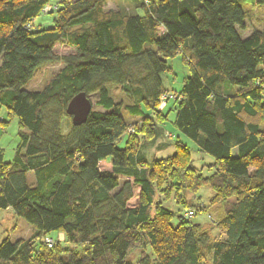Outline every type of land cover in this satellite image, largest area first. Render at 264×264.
<instances>
[{"label":"trees","instance_id":"trees-1","mask_svg":"<svg viewBox=\"0 0 264 264\" xmlns=\"http://www.w3.org/2000/svg\"><path fill=\"white\" fill-rule=\"evenodd\" d=\"M109 1L0 0V109L20 124L13 160L0 148V208L34 229L2 240L0 264H131L134 250L135 264H206L208 254L213 264H264V28L240 31L264 0ZM48 4L52 24L35 27ZM59 42L75 51L57 54ZM178 52L190 74L160 109ZM56 62L63 68L47 70L41 89L27 88ZM80 92L98 94L101 109L74 125L67 106ZM172 113L178 135L155 146ZM180 135L213 162L198 168ZM106 159L111 170L99 167ZM204 187L220 238L184 212L186 193Z\"/></svg>","mask_w":264,"mask_h":264},{"label":"rangeland","instance_id":"rangeland-1","mask_svg":"<svg viewBox=\"0 0 264 264\" xmlns=\"http://www.w3.org/2000/svg\"><path fill=\"white\" fill-rule=\"evenodd\" d=\"M124 3H129V0H110L107 4V7L115 8L119 5H123ZM52 5V4H51ZM54 8V6L52 5ZM51 11V10H50ZM42 13L41 15L37 16L34 19V25L35 27H46L50 26L53 22V18L55 17V13ZM254 27L258 28H264V5L261 6H253V15L250 19L246 20L245 22V28L240 29L241 33L246 36L248 35ZM55 52L59 55H65V54H70L75 51L74 47L68 45L67 43H62L59 42L56 44L54 48ZM169 63L171 66V70L163 74V82L165 87L169 89V95L172 97V100L178 99V94L176 91H180L183 85V81L186 77L189 76L190 74V65L186 63L183 59V54L181 52L176 53L173 57L169 58ZM63 68V63L62 62H56V63H49L46 65L41 66L37 72L35 73L34 77L32 80L28 83L27 88L29 89H41L44 85L45 81V73L47 70L51 71L52 73H57ZM110 93L115 97L119 98L123 96L120 93V90L116 89L115 87L110 88ZM91 101L93 102V109L98 110L101 109L96 105V100L98 98V94H90L89 95ZM0 116L2 117L0 119V148L4 150V158L5 161H11L14 158V155L16 153L17 147L20 144V136H19V130H20V124L18 117L15 115H9L8 111L6 108H1L0 109ZM174 119V113H172L169 117V123H168V129L169 131H164V134L162 137H159L160 139L154 143H157L155 146H160L161 144L164 145V142H169L172 139V136H169L171 134L170 131H174L178 135V131L173 129V126L171 124V121ZM166 133V134H165ZM180 138L183 139L192 149V155H193V160L195 161V165L198 168L202 167V163H210L213 162V158L209 155H204L201 152H199L196 148L195 143L186 138L183 135H180ZM152 142V141H151ZM148 142V146L150 144H154ZM122 141L120 145H122ZM159 151H158V150ZM174 151L172 146H169L167 148H164L160 150L159 148L153 147L148 151V154L156 153L157 155H168ZM100 169H108L111 170V162L106 159L102 160L99 163ZM31 174H29V178L31 181ZM121 184H123L125 181L130 180L133 182V179L131 177H127L124 175H118ZM139 193H140V188L138 185H133V196L129 200V205L133 206L136 205L139 201ZM213 194V191L209 187H204L201 192L197 195H193L189 192L186 193V199L189 203V205L185 208L184 212L187 210H194V214L192 215V220L198 221L203 223L204 227H206L211 236L220 238L221 232L220 229L218 228L216 224V215L214 212V208L217 207V205L211 206L209 202V198ZM200 196V197H199ZM199 197V198H198ZM201 201H198L200 200ZM200 202L203 207H205L204 210H197V207L194 205L195 202ZM172 205L175 207L174 201H172ZM17 223V220L14 221H6L0 219V243L2 240L6 237H12L13 240L17 239H26L30 237L32 234L30 232L31 225L28 224L26 220L21 218L19 225L15 226ZM62 233V232H61ZM53 237H56L57 234L52 233L51 234ZM58 240L60 242L64 243L65 242V234L62 233V235L57 236ZM61 238V239H60ZM49 247H52L53 245H49L48 242H46ZM149 253L153 258H155V255L153 251L150 249ZM140 250H134L128 257V261L131 264H135L139 257H140ZM206 264H213L212 263V256L211 254H208L207 256V261Z\"/></svg>","mask_w":264,"mask_h":264},{"label":"water","instance_id":"water-1","mask_svg":"<svg viewBox=\"0 0 264 264\" xmlns=\"http://www.w3.org/2000/svg\"><path fill=\"white\" fill-rule=\"evenodd\" d=\"M92 110L93 102L85 92L76 94L67 106V113L72 117L74 125L83 124Z\"/></svg>","mask_w":264,"mask_h":264},{"label":"crops","instance_id":"crops-1","mask_svg":"<svg viewBox=\"0 0 264 264\" xmlns=\"http://www.w3.org/2000/svg\"><path fill=\"white\" fill-rule=\"evenodd\" d=\"M153 148V147H152ZM234 155H236L237 154V151L235 150L234 152ZM108 170V169H107ZM32 176H31V181H33L34 180V174H33V172L32 173H30ZM0 219H2V220H6V221H14V220H17V223L15 224V226H17V225H19V223H20V220H21V217H18L16 214H15V212H14V210H13V208L12 207H8V208H6V209H2V208H0ZM30 232L29 233H33V231H34V229L31 227L30 229ZM60 235H62V233H59L57 236H60ZM12 238V237H11ZM24 238V237H23ZM21 239V238H20ZM61 239V238H60Z\"/></svg>","mask_w":264,"mask_h":264},{"label":"built area","instance_id":"built-area-1","mask_svg":"<svg viewBox=\"0 0 264 264\" xmlns=\"http://www.w3.org/2000/svg\"><path fill=\"white\" fill-rule=\"evenodd\" d=\"M52 9H53L52 5H51V4H48V5H46V6L44 7V9H43V13H47L48 11H50V10H52ZM170 98H172V97H170L169 92H166L165 94H163V96L161 97V103H160L159 108L162 109V108L166 105L167 101H168ZM1 118H2V117L0 116V119H1ZM130 131H132V130H130ZM169 136H172V134H169ZM193 213H194L193 210H189V211L186 212V215H187V216H192ZM46 242H48L50 246L53 245V243H54L53 239L50 238V237H47V238H46Z\"/></svg>","mask_w":264,"mask_h":264}]
</instances>
